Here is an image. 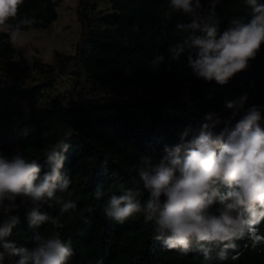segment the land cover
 I'll return each instance as SVG.
<instances>
[{"label": "trees", "instance_id": "trees-1", "mask_svg": "<svg viewBox=\"0 0 264 264\" xmlns=\"http://www.w3.org/2000/svg\"><path fill=\"white\" fill-rule=\"evenodd\" d=\"M99 1L78 0L81 30L76 50L57 49L50 61L36 54L28 64L11 39L8 30L12 29L0 28V155L11 159L20 153L35 159L42 176L48 170L47 151L57 142L67 144L66 152L60 150L65 157L60 171L71 178L69 191L77 202L74 211L64 213L54 202L51 207L42 204L41 212L53 216L55 223L37 227L26 219L31 202L18 197L19 207L11 214L19 215L20 223L10 236L0 237V251L5 242L31 250L35 234L59 232L73 247L67 264H264V245L245 249L246 238L235 240L236 248L226 246L227 242L193 241L182 253L169 249L164 244L166 235L161 236L153 222L145 223L143 214L118 224L103 212L112 194H122L121 184L141 190V202L146 201L149 193L137 168L141 156L158 162L166 147L198 136L208 114L219 119L214 129L219 133L226 126L234 127L256 106L264 128V44L246 69L220 85L193 73L189 51L172 58L169 49L188 35L176 25L191 23L192 17L172 10L170 0H105L107 9L100 8ZM200 3L198 12L204 18L212 0ZM257 4L264 5V0ZM215 13L219 35L233 18H250L251 8L246 0H219ZM33 17L35 23L21 25V31L49 28L59 18L56 1L23 0L18 16L8 23L15 26L19 20ZM157 56L163 60L157 62ZM64 75L75 79L72 100L51 97L40 103ZM26 76H32L34 82L24 80ZM241 97L247 99L234 115L226 102ZM25 99L37 105L25 107ZM227 190L221 187L222 193ZM97 193L103 195L97 198ZM57 195L68 199L67 193ZM219 207L215 202L209 214L218 215ZM234 215L248 219L243 209ZM5 218L0 210V226ZM259 227L264 233V222ZM237 252L241 254L233 260ZM221 253L228 258L221 260ZM18 259L20 256H6L4 264Z\"/></svg>", "mask_w": 264, "mask_h": 264}, {"label": "clouds", "instance_id": "clouds-1", "mask_svg": "<svg viewBox=\"0 0 264 264\" xmlns=\"http://www.w3.org/2000/svg\"><path fill=\"white\" fill-rule=\"evenodd\" d=\"M23 0H0V28H11L13 43L21 37V25L35 23V18H23L15 26L8 21L18 16ZM219 0H212L209 14L201 18L200 0H170L172 10L192 17L191 23L176 27L188 33L182 43L169 49L173 59L189 51L188 62L193 73L206 81L215 80L227 84L236 73L246 69L264 44V5L257 0H246L251 8L250 18H233L230 25L218 35L219 23L215 7ZM167 15V13H166ZM199 33V34H197ZM157 62L163 56L156 57ZM246 97L226 102V108L236 115L243 109ZM261 110L253 106L235 124L224 127L219 133L214 129L220 123L208 114L199 135L188 142L165 148L158 162L150 156H141L137 166L148 199L141 202V190L121 184L120 195L112 194L103 206L105 216L124 224L134 214H143L144 222H153L156 231L165 236L169 249L186 253L191 242L236 248L235 240L247 239L244 248L252 250L264 245V128L260 126ZM61 149L68 145L62 141L47 151L48 170L40 175V165L35 159L28 160L17 153L11 159L0 155V210L6 217L0 226V237H8L20 223L19 215H12L19 205L18 197L31 202L26 213L30 226L55 223L53 216L41 212L42 204L60 205L62 213L74 211L77 202L69 191L71 178L61 175L65 157ZM228 190L221 192V187ZM59 193H67L65 199ZM103 193H97V198ZM165 197L162 202L161 197ZM215 202L220 207L217 214L208 209ZM243 209L248 213L245 220L234 213ZM71 218V217H70ZM159 238V237H158ZM34 247L17 248L13 243H3L0 264L5 257L20 256L14 264H67L74 254L71 242H65L59 232L51 235L35 234ZM241 253L232 257L237 259ZM228 256L221 253L220 259Z\"/></svg>", "mask_w": 264, "mask_h": 264}, {"label": "rangeland", "instance_id": "rangeland-1", "mask_svg": "<svg viewBox=\"0 0 264 264\" xmlns=\"http://www.w3.org/2000/svg\"><path fill=\"white\" fill-rule=\"evenodd\" d=\"M59 11V18L45 29H32L21 31L22 35L14 43L18 50L26 56L28 64H32L33 57L37 54L45 61L53 58L55 50H63L73 53L76 50L81 25L77 17L78 0H55ZM99 7L107 9L109 4L105 0L99 1ZM12 30H8L9 34ZM18 59V56L16 57ZM34 75H36L34 73ZM14 76H12L13 78ZM11 80H15L12 79ZM24 80L34 82L32 76H26ZM75 79L71 75L61 77L55 87L45 93L42 104L51 97H59L70 102L72 100V90ZM23 105L27 108L34 107L36 103L23 100Z\"/></svg>", "mask_w": 264, "mask_h": 264}]
</instances>
